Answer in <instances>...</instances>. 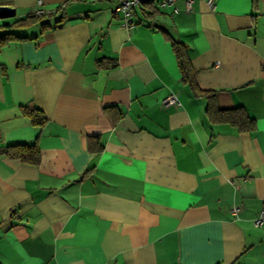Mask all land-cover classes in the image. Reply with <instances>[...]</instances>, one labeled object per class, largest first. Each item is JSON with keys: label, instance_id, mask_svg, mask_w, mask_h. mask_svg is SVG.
<instances>
[{"label": "crops", "instance_id": "obj_1", "mask_svg": "<svg viewBox=\"0 0 264 264\" xmlns=\"http://www.w3.org/2000/svg\"><path fill=\"white\" fill-rule=\"evenodd\" d=\"M38 3L58 26L0 48V149L40 152L0 154V264H264V0L144 6L130 28L109 0H0V24ZM169 37L214 96L182 80Z\"/></svg>", "mask_w": 264, "mask_h": 264}, {"label": "trees", "instance_id": "obj_2", "mask_svg": "<svg viewBox=\"0 0 264 264\" xmlns=\"http://www.w3.org/2000/svg\"><path fill=\"white\" fill-rule=\"evenodd\" d=\"M36 23H39L41 30L52 26L53 27L58 26V21L54 22V24L51 25L49 22L43 21L42 15H35L34 13L28 14L24 18L16 19L10 23L0 24V48L12 39L21 40L28 38L16 34L15 30L20 28H26ZM169 38H170L172 50L174 52L177 61L179 71L181 73L182 80L186 84H188V86L192 89L195 95H206L208 96V98L214 96L212 94H208V92H204L200 90L197 87L194 79L196 70L191 65L190 58L187 53L186 45L183 42L176 40L172 37ZM207 110L210 113L215 111L214 115H217V118H219L220 120L230 121L234 124H237L240 129L251 127L254 121L253 118L247 114L243 106L235 107L232 109L214 110L210 99L208 102ZM24 111L28 114L33 124L42 125L44 123L45 116L40 110L33 109L32 111H29L24 109ZM105 111L107 113H110V107H106ZM121 116L122 115L118 116L116 120ZM0 154L11 158H18L24 163L33 164V165L38 164L40 159L39 147L36 142L30 144L16 143V144L6 145L5 147L0 149Z\"/></svg>", "mask_w": 264, "mask_h": 264}, {"label": "built area", "instance_id": "obj_3", "mask_svg": "<svg viewBox=\"0 0 264 264\" xmlns=\"http://www.w3.org/2000/svg\"><path fill=\"white\" fill-rule=\"evenodd\" d=\"M113 2V13L120 16V25L125 28H130L134 25L133 16L136 9L147 6L150 9H166L171 8L173 13H177L179 8L176 6L177 0H109ZM195 0H184V10L191 11L193 9V2ZM34 10L35 15H42L43 9L39 6ZM163 105L179 103L175 94H169L162 99ZM237 207H233L232 211H235ZM255 227L264 228V204H262L257 215L252 220Z\"/></svg>", "mask_w": 264, "mask_h": 264}, {"label": "water", "instance_id": "obj_4", "mask_svg": "<svg viewBox=\"0 0 264 264\" xmlns=\"http://www.w3.org/2000/svg\"><path fill=\"white\" fill-rule=\"evenodd\" d=\"M15 14V10L12 7L6 5H0V18L12 17Z\"/></svg>", "mask_w": 264, "mask_h": 264}, {"label": "rangeland", "instance_id": "obj_5", "mask_svg": "<svg viewBox=\"0 0 264 264\" xmlns=\"http://www.w3.org/2000/svg\"><path fill=\"white\" fill-rule=\"evenodd\" d=\"M6 19H10V18H0V23H1L2 20H6ZM25 32H26V33H29L30 31L26 29Z\"/></svg>", "mask_w": 264, "mask_h": 264}]
</instances>
